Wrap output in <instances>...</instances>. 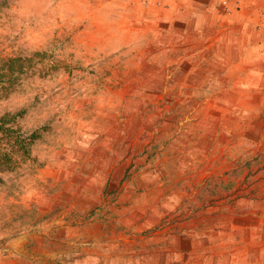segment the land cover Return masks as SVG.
I'll return each instance as SVG.
<instances>
[{
    "label": "rangeland",
    "instance_id": "obj_1",
    "mask_svg": "<svg viewBox=\"0 0 264 264\" xmlns=\"http://www.w3.org/2000/svg\"><path fill=\"white\" fill-rule=\"evenodd\" d=\"M263 223L264 0H0V264H264Z\"/></svg>",
    "mask_w": 264,
    "mask_h": 264
},
{
    "label": "trees",
    "instance_id": "obj_2",
    "mask_svg": "<svg viewBox=\"0 0 264 264\" xmlns=\"http://www.w3.org/2000/svg\"><path fill=\"white\" fill-rule=\"evenodd\" d=\"M166 69L167 68H160V67H158V66H156L154 64H151L149 61L144 64L143 70L140 73V77H142L144 79L143 81L146 83L145 86H144L145 88L148 85L151 86V88H150L151 96H148V97L154 99L156 97V95L159 93V91L163 88L164 83H165V77H164L165 75L164 74L166 72ZM220 81H222V80H220ZM133 98H141V97L133 96ZM143 113H144V111L141 112V109H139L133 114V116L134 117L136 116V119H137L140 116L143 117ZM140 137H142V136L141 135L140 136L137 135V133H135L133 135H129L128 142H130V140H132L134 138L135 139L136 138L140 139ZM210 137H212V135ZM208 138H209V136H208ZM223 143L224 142L222 141L221 145H223ZM134 152H135L134 155L129 160L130 162L128 164H126L125 168H123V176H122L121 180L119 181L120 184H123L125 182V180L130 177L131 172H135L138 169V167H143V164L137 166L136 160L139 161V160H143L144 159V156H145V153H146V147L143 146V147H140L139 149H135ZM224 152H225V150L223 148L221 150H219V151H216V150H213V145H211V144H210V146L208 145V148L205 149V156H208V160H209V163H208L209 167L208 168L212 169V168H216V167H218V168L226 167L227 170H225V172L223 173L224 175H227L230 172L231 173L237 172L238 167L232 169L230 172H227L228 169H230V167L234 164V162L231 163V164L227 163L228 160H230L232 158H231V156H227V154L224 153ZM214 153H216V157L212 156ZM133 158H135V159L133 160ZM142 163H143V161H142ZM124 164H125V162H124ZM117 165H116V167H117ZM245 169H249V168H245ZM245 175H247V173ZM219 179H220L219 184H221L222 182H224L226 184V180H224L223 178H219ZM242 180H245V176L242 178ZM231 182L232 181H230V183ZM214 183H217V182H214ZM204 185H205V187H203L200 190L199 193L200 194L204 193V195L208 196V197L207 198H203V200H202L203 203L207 202L208 200L215 199L216 195L217 194L219 195L222 192V191L217 189L215 184L212 185V183L209 184V182H207V183L205 182ZM210 185H212L213 187L210 188L211 187ZM231 192L232 191H228V189H227L223 193H225L227 197L228 196L231 197L230 196ZM220 195H222V194H220ZM242 195H243V192L235 194L234 197L238 198V197H242ZM205 199H208V200H205ZM259 229L261 231L260 238L262 240H264V223L261 224ZM170 236L171 237H174V236L178 237L179 235H178V233H176V235L173 234V235H170ZM183 237H185V236H183ZM168 244H171V243H168Z\"/></svg>",
    "mask_w": 264,
    "mask_h": 264
},
{
    "label": "crops",
    "instance_id": "obj_3",
    "mask_svg": "<svg viewBox=\"0 0 264 264\" xmlns=\"http://www.w3.org/2000/svg\"><path fill=\"white\" fill-rule=\"evenodd\" d=\"M138 257H140V256H138ZM141 258H142V256H141ZM100 260V259H99Z\"/></svg>",
    "mask_w": 264,
    "mask_h": 264
}]
</instances>
